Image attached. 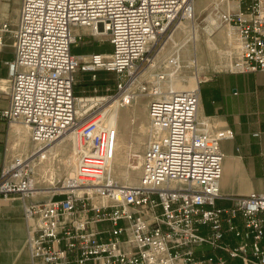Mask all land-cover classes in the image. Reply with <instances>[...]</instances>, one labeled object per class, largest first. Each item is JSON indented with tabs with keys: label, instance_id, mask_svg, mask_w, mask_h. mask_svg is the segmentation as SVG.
I'll use <instances>...</instances> for the list:
<instances>
[{
	"label": "built area",
	"instance_id": "built-area-1",
	"mask_svg": "<svg viewBox=\"0 0 264 264\" xmlns=\"http://www.w3.org/2000/svg\"><path fill=\"white\" fill-rule=\"evenodd\" d=\"M193 13V0H21L17 24L0 21V50L9 37L14 53L0 121L24 125L34 143L30 154L2 163L0 203L20 205L29 264H230L217 251L264 264V192L219 189L220 140L231 129L199 115L204 79L183 73L179 50L157 61L160 48L151 53ZM220 19L236 48L229 71L264 70V0L228 8ZM85 34L110 51L74 53ZM78 69L91 79L110 74L114 91L77 95ZM139 96L148 142L138 179L127 184L111 174L117 127L109 113ZM65 131L82 148L43 195L29 156Z\"/></svg>",
	"mask_w": 264,
	"mask_h": 264
},
{
	"label": "rangeland",
	"instance_id": "rangeland-1",
	"mask_svg": "<svg viewBox=\"0 0 264 264\" xmlns=\"http://www.w3.org/2000/svg\"><path fill=\"white\" fill-rule=\"evenodd\" d=\"M251 1L193 0L194 13L192 18L189 21H184L183 25L180 26V30L175 32L174 29L160 37L153 47L151 53L156 54V49H161L164 46L156 54H160L158 57H166L169 48L177 47L176 50H179V58L182 61L183 73L192 74L194 72L204 79L202 88L207 107L211 105V96H218V92L222 94L225 92L222 84L229 86L227 83V76L230 74L229 64L236 53L230 29L221 21L220 14L231 7L233 9L238 6L242 8ZM209 18L216 19L219 26L210 29L207 26ZM95 44L88 48H96V46L101 50L108 48L106 43L98 42ZM76 50H80V48ZM260 75V72L236 74L232 80L240 88L241 81L244 78L250 79ZM216 76L218 82H209L211 78ZM5 85H7V82ZM74 89L77 95H104L114 91V84L112 76L108 73L100 72L96 79H91L89 73L78 69L75 74ZM109 119L116 120L118 137L116 144L120 148L117 147L115 157L118 159L114 160L111 173L120 182L134 184L140 173L142 151L148 142L146 99L139 96L124 108L119 110L113 108L109 113ZM15 124L12 122L0 125V131L4 135L3 162L13 157V155L30 154L34 148L29 132L26 135L19 126L18 141L14 146L16 153L13 154V147H10V144L13 142V138L16 137ZM70 137L69 133L59 136L53 142L45 145V147L49 146L65 138L57 145L55 154H47L46 157H37L34 160V177L37 181L34 182L35 190L40 191L43 195H47L53 183L69 171L72 163V153L74 152L71 140L67 139ZM31 172L33 173L32 168ZM51 180H53V183L50 182ZM13 221H17L13 219V211L0 210V264H13L14 257L17 264H25L27 260V251L22 239L13 251ZM20 222L23 225V221L20 220Z\"/></svg>",
	"mask_w": 264,
	"mask_h": 264
},
{
	"label": "crops",
	"instance_id": "crops-1",
	"mask_svg": "<svg viewBox=\"0 0 264 264\" xmlns=\"http://www.w3.org/2000/svg\"><path fill=\"white\" fill-rule=\"evenodd\" d=\"M21 0H0V21H8L11 27L18 22ZM106 43L94 40L85 34L79 43L72 46L74 53L89 54L94 51H110V46L104 50L99 48H88L95 43ZM96 45V44H95ZM80 48V50H76ZM14 56L11 39H6V45L0 50V79L8 78L7 61ZM260 72L259 77L241 81V87L236 86L232 78L236 74H247ZM211 78L209 82L219 80ZM229 86L222 84L225 92H218V96H211V105H205L204 92L201 84L199 102V115L209 116L218 127L231 129L233 136L220 140V149L223 152L222 172L219 180L220 193L243 195L249 191L264 192V70L249 72H231L227 76ZM226 84V83H225ZM5 92V93H3ZM223 97V98H222ZM7 85L5 90H0V109L7 104ZM5 123L0 121V125ZM3 133L0 131V168L3 163ZM27 147V144H26ZM13 148V154L16 153ZM2 161V162H1ZM219 202H226L219 200ZM0 210L13 211V251L17 248L21 239L24 241L25 226L21 216L20 205L17 201L13 203L2 201ZM19 220V221H18ZM20 220L23 221V225ZM20 222V224H18ZM231 243H238L239 239L227 236ZM264 245V236L261 239ZM206 251L210 249L203 247ZM227 257L230 264H242L238 258L228 257L225 253L217 251ZM27 254V253H26ZM16 263V258L13 259ZM25 264H29L28 255Z\"/></svg>",
	"mask_w": 264,
	"mask_h": 264
},
{
	"label": "bare ground",
	"instance_id": "bare-ground-1",
	"mask_svg": "<svg viewBox=\"0 0 264 264\" xmlns=\"http://www.w3.org/2000/svg\"><path fill=\"white\" fill-rule=\"evenodd\" d=\"M187 21H189V20H187ZM186 22V21H185ZM183 23L184 22H182L177 28H175V32L177 31V30H180V26H182L183 25ZM210 29L211 28H214V27H217V26H219V24L217 23V21H216V19H214V18H209V20H208V25H207ZM173 31V32H174ZM174 32V33H175ZM164 48V46L161 48V49H163ZM161 49H160V51H161ZM176 49H177V47H173L172 49H170L169 48V50H167V54H166V56L167 55H171L174 51H176ZM159 51V52H160ZM158 56H160V54H158V55H155V59H154V61H157V60H159L160 59V57H158ZM7 82V78H5V79H0V90H5V88H6V85H5V83ZM184 87V85H183V83L182 84H179V88H183ZM198 113H199V110H198ZM112 121V120H111ZM13 124H15V123H13ZM21 127L22 128V131L24 132V133H26V135L28 134V129L24 126V125H20V124H15V126H14V128H15V130H16V137L15 138H13V142L10 144V147H13L14 148V146H16V143H17V136H18V133H19V130H18V127ZM65 133H69V136H71L70 138H67L68 140L70 139L71 140V142H72V147H73V156H72V163L70 164V168H69V171L73 168V166H74V162L76 161V158H77V156H78V150L79 149H81L82 148V145L80 144V142H79V138H78V135L77 134H75L73 131H65V132H63V133H61L60 135H58L56 138H54L51 142H53L55 139H57L59 136H62L63 134H65ZM67 137V136H66ZM118 138V137H117ZM117 138H116V143H117ZM63 139H65V138H62V139H60V140H58V141H56L55 143H53V144H51V145H49V146H46L45 147V145L44 146H41V145H39V146H37L36 147V149L34 150V152H33V154L32 155H30L29 156V161H30V164H31V168H32V171H33V173H32V178H33V180H34V182H37L36 181V179H35V177H34V174H35V171H34V160H35V158H37V157H40V158H43V157H46V155L47 154H55L56 153V150H57V145H59V143H61V141L63 140ZM50 143V142H49ZM48 143V144H49ZM115 143V154H116V151H117V147L119 148V146H117V144ZM47 145V144H46ZM23 147H24V145H23ZM120 149V148H119ZM40 155V156H39ZM118 158L117 157H114V159H113V162H114V160H117ZM112 166H113V163L111 164V168L110 169H112ZM53 167H54V165H53ZM68 171V172H69ZM112 174V173H111ZM137 180V179H136ZM51 183H53V180H51L50 181ZM127 184H133V183H127Z\"/></svg>",
	"mask_w": 264,
	"mask_h": 264
}]
</instances>
